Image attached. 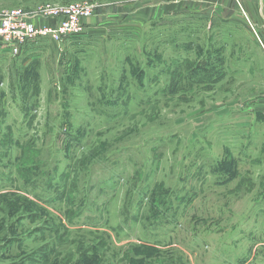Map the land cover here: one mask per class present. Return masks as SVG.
I'll use <instances>...</instances> for the list:
<instances>
[{"label":"rangeland","instance_id":"obj_1","mask_svg":"<svg viewBox=\"0 0 264 264\" xmlns=\"http://www.w3.org/2000/svg\"><path fill=\"white\" fill-rule=\"evenodd\" d=\"M81 2L91 24L61 44L0 42V246L30 235L0 264H264V55L243 14L0 0V18Z\"/></svg>","mask_w":264,"mask_h":264},{"label":"built area","instance_id":"obj_2","mask_svg":"<svg viewBox=\"0 0 264 264\" xmlns=\"http://www.w3.org/2000/svg\"><path fill=\"white\" fill-rule=\"evenodd\" d=\"M95 6L89 2L69 5H43L34 11H6L0 18V42L21 46L34 38L49 37L61 44L65 38L86 30V21L93 17ZM56 20V25L41 24Z\"/></svg>","mask_w":264,"mask_h":264},{"label":"crops","instance_id":"obj_3","mask_svg":"<svg viewBox=\"0 0 264 264\" xmlns=\"http://www.w3.org/2000/svg\"><path fill=\"white\" fill-rule=\"evenodd\" d=\"M228 1L229 3L224 5V16L227 19H233L235 14L238 12L242 13L245 18L244 23L255 35V41L257 42V48L259 50L258 52H261V55H264V0ZM90 24L89 21L86 30Z\"/></svg>","mask_w":264,"mask_h":264},{"label":"trees","instance_id":"obj_4","mask_svg":"<svg viewBox=\"0 0 264 264\" xmlns=\"http://www.w3.org/2000/svg\"><path fill=\"white\" fill-rule=\"evenodd\" d=\"M105 11V9H103V8H100V9H97V12L98 13H102V12H104ZM50 23V22H49ZM51 25H53V26H55V22L54 21H52L51 22ZM30 235H28V236H26V238H28ZM26 238H21V237H15V238H13V239H11V238H9V239H7L6 241H5V243L4 244H2L1 246H0V251H3L4 249H8L13 243H16V242H19L20 243V241L22 240V239H26ZM146 247H149V246H146ZM151 248V247H150ZM2 255L0 254V257H1ZM38 256H42V255H40V254H38ZM32 257V255L31 256H26V258H28V259H30ZM0 260H1V258H0ZM36 260V259H35ZM19 261V262H18ZM17 262H13V263H11V264H23V262H25L24 261V259H22V258H19V260H18ZM29 261V260H28ZM37 261H41V260H37ZM82 261V257H79V259L77 260V264H79L80 262ZM36 263V262H35ZM36 264H38V263H36Z\"/></svg>","mask_w":264,"mask_h":264}]
</instances>
